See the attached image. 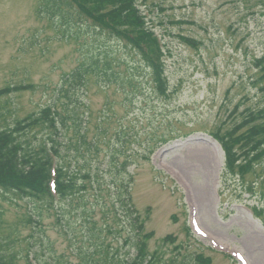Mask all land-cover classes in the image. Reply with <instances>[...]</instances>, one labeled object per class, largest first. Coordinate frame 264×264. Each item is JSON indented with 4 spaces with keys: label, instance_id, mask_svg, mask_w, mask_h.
Segmentation results:
<instances>
[{
    "label": "rangeland",
    "instance_id": "obj_1",
    "mask_svg": "<svg viewBox=\"0 0 264 264\" xmlns=\"http://www.w3.org/2000/svg\"><path fill=\"white\" fill-rule=\"evenodd\" d=\"M37 1L0 0V88L31 86L0 97V129L50 104L61 75L78 58L73 43L60 41L46 18L38 20ZM144 10L163 41L169 96H151L145 81L144 100L137 96L131 103L120 90L96 83L80 94L90 113L88 140L103 141L90 166L99 168L102 191L92 186L87 199L97 244L108 246L115 260L135 257L125 243L132 234L127 221L113 225L121 236L99 232L109 193L129 187L133 213L151 234L147 245L158 253V264L179 258L195 264V254L211 264H264V161L244 178L226 174L223 150L212 136L230 126L235 109L241 119L264 104L254 84L255 61L264 55V0H146ZM160 138L167 141L159 144ZM148 141L159 144L154 152L146 149ZM8 197L0 193L4 227L27 214L37 220L33 205H14ZM255 206L263 208L259 217ZM72 212L62 224L49 213L41 224H19L18 239L3 249L17 252L18 264H26L27 254L41 264L77 263L76 248H90V226ZM169 235L174 244L162 243Z\"/></svg>",
    "mask_w": 264,
    "mask_h": 264
},
{
    "label": "trees",
    "instance_id": "obj_2",
    "mask_svg": "<svg viewBox=\"0 0 264 264\" xmlns=\"http://www.w3.org/2000/svg\"><path fill=\"white\" fill-rule=\"evenodd\" d=\"M145 3L146 0L37 1L35 13L38 20L46 18L48 27L60 41L73 43L78 58L75 66L61 75L50 104L40 112L15 119L12 125L0 129V193L9 196L7 199L14 205L22 202L33 205L38 216L34 220L29 214L23 215L22 219L4 227L0 214V264H18L17 252L3 247L7 243L13 245L18 239L14 235L19 232V224L25 228L33 221L41 224L44 213L50 215L52 211L55 222L59 223L64 215L74 211L90 226V248H76L79 260L75 264H158V253L150 252L147 245L151 234H144L142 223H137L133 213L129 187L123 192L114 184L116 192L109 193L111 204L106 206L103 213L106 223L99 232L121 236L113 225L118 222L116 225L120 226V219L124 217L132 233L128 234L125 243L130 241L136 251L135 257L131 261L115 260L108 246L97 244L100 235H95L97 226L87 208V199L92 186L99 194L102 191L99 168L93 171L90 166L93 158L100 154L103 141L88 140L90 113L85 110L88 106L80 96L87 92L91 83H96L104 89L114 87L120 90L126 103H131L137 96L144 100V81L149 85L151 96H169L164 48L144 14L142 6ZM255 64L258 77L254 84L264 93V55L257 58ZM28 87L31 86L2 87L0 97ZM237 112V109L231 112L230 126L217 129L212 135L224 151L225 173L244 178L264 161V104L248 108L240 114L241 119L236 118ZM160 139L159 144L167 141ZM159 144L149 146L148 141L146 149L153 152ZM109 157L113 160L116 156L111 153ZM72 161L75 162L74 168ZM53 167L54 174L51 172ZM51 180L55 183L54 190L50 186ZM261 186L264 190V178ZM262 196L264 198V191ZM100 199L104 200L102 196ZM115 207L119 211L114 213ZM129 216H133L131 221ZM64 223L68 228V221ZM161 241L174 244L175 238L169 235ZM28 257V254L23 256L26 264H30ZM33 258L41 264L36 255L33 254ZM194 262L211 264V260L202 254H195ZM42 264H47L46 260ZM52 264L72 263L54 260ZM168 264L189 263L179 258Z\"/></svg>",
    "mask_w": 264,
    "mask_h": 264
}]
</instances>
